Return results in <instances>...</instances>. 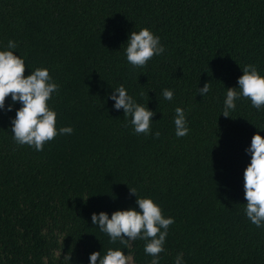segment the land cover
<instances>
[{
    "label": "trees",
    "instance_id": "trees-1",
    "mask_svg": "<svg viewBox=\"0 0 264 264\" xmlns=\"http://www.w3.org/2000/svg\"><path fill=\"white\" fill-rule=\"evenodd\" d=\"M141 27L165 51L133 68L125 40ZM9 39L25 75L49 69L59 84L48 101L56 125L73 132L37 152L13 142L14 110L0 112V264H87L93 250L123 249L91 213L135 207L128 187L174 218L159 264L177 252L186 264H264V228L244 216L242 188L244 148L254 132L264 137V107L241 97L230 117L220 114L240 67L254 63L264 75V0H0V48ZM206 81L209 93L195 96ZM121 83L148 100L159 137L134 133L111 107L106 94ZM163 88L174 90L171 101ZM176 106L188 120L183 137L174 134ZM125 251L130 264L151 260L143 240Z\"/></svg>",
    "mask_w": 264,
    "mask_h": 264
},
{
    "label": "clouds",
    "instance_id": "clouds-1",
    "mask_svg": "<svg viewBox=\"0 0 264 264\" xmlns=\"http://www.w3.org/2000/svg\"><path fill=\"white\" fill-rule=\"evenodd\" d=\"M125 42L124 55L133 68L145 66L153 56H159L165 51L160 37L148 27H141L138 31L130 30ZM16 48L17 43L12 39L0 48V112L14 110V115L9 117L13 142L16 145H27L39 152L43 150L45 142L57 135H70L73 128L71 125H56L57 112L48 101L58 92L59 84L49 74V69L35 67L25 75V58L14 51ZM240 70L241 75L237 77L236 85L224 87L226 91L220 111L224 117H230V112L236 109L241 97L249 99L252 107L257 110L264 107V75L254 63L244 64ZM209 91L210 83L206 81L202 87L196 85L195 96L199 94L203 97ZM161 95L163 99L171 101L174 90L163 88ZM6 97L9 98L7 104ZM106 98L113 102V109H122L126 126L131 125L134 133L160 136L159 131H152L151 118L155 111L147 107L148 100L138 102L123 83L111 88ZM17 103L19 107H15ZM172 120L175 136L183 137L188 134L184 108L176 106ZM257 129L264 130V126ZM244 153L249 159L242 171L243 196L246 200L243 203V213L257 228H264V137L260 131L251 135ZM128 190L135 197V207L119 208L110 215L103 210L91 213L92 225L105 233L110 243L119 241L124 248L109 247L103 254L101 249L93 250L88 254L87 264H130L132 257L125 249L137 239L144 241V252L151 256L149 264H159L160 253L166 251L164 244L168 227L174 223V218L164 216L160 205L152 197L138 196L135 187H128ZM183 255V252H177L173 264H186Z\"/></svg>",
    "mask_w": 264,
    "mask_h": 264
},
{
    "label": "bare ground",
    "instance_id": "bare-ground-1",
    "mask_svg": "<svg viewBox=\"0 0 264 264\" xmlns=\"http://www.w3.org/2000/svg\"><path fill=\"white\" fill-rule=\"evenodd\" d=\"M142 260V259H141Z\"/></svg>",
    "mask_w": 264,
    "mask_h": 264
}]
</instances>
